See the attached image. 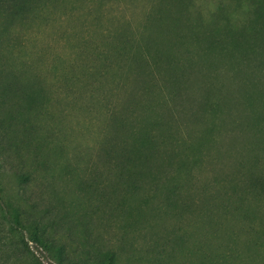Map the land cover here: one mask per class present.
<instances>
[{
    "label": "rangeland",
    "instance_id": "374dc122",
    "mask_svg": "<svg viewBox=\"0 0 264 264\" xmlns=\"http://www.w3.org/2000/svg\"><path fill=\"white\" fill-rule=\"evenodd\" d=\"M42 1L23 23L16 19L2 34V41L11 51L8 55L0 52V81L9 77L8 83L27 86L24 89L20 85L19 91L34 93L35 107L22 125L33 129L35 140L30 152L23 154L24 166L11 154L0 152V237L6 233L8 241L19 239L20 245L17 250L7 248L0 238V264H60L14 223L12 207L29 211L31 219L50 224L46 227L48 234L66 244L64 261L71 264H93L108 251L116 253L115 264H156L159 252L164 254L163 264H189L186 251L192 248L199 232L203 234V229L196 234L193 221L199 211L208 209V194L220 186L236 185L248 191L250 181L260 176L259 167L264 171L261 160L260 166L252 163L264 157L260 151L238 152L250 137L243 133L239 115L242 109L238 104V82L230 80V69L218 75L215 86L225 105L224 112L217 116L199 105L205 99L201 89H183L176 104L171 101L166 105L170 106L169 114H165L167 120L177 128V136L184 139L181 144L193 148L181 151L179 158L186 163L180 170L164 163L159 174L154 172L156 184L151 178L139 177L138 186H77L92 168L109 181L115 178L111 175L115 169L106 170L104 157H99L100 143L110 133L105 122L111 109L129 106L137 110L134 105L142 112V105L155 95L153 88L148 92V83L156 79L163 85L164 74L159 77L152 66L147 65L148 69L139 73L136 67L140 65L131 56L134 46L154 38L149 50L158 55L174 50L178 63L185 61L186 52L182 45L177 46L179 43L169 49L171 40L175 41L170 34L161 36L156 29L151 30L148 18L160 0ZM182 3L187 6L180 7L179 14L186 25L203 23V27L211 28L218 22L211 15L218 9L219 0ZM234 5L228 1L224 9L233 13L240 24L246 6ZM180 28L184 26L180 24ZM127 39L132 46L128 47L130 52L117 51ZM201 66L196 61V70L204 71ZM191 75L194 79L195 74ZM19 96L17 93L12 100H21ZM133 100L137 101L132 105ZM206 125L215 131L194 149L198 133ZM168 149L166 145L164 156ZM36 150L42 155L37 164L32 161ZM22 167L31 172V177L17 179ZM168 185L176 186L178 193L167 201L164 188ZM224 202L227 212H215L209 219L220 223L224 232L214 233L212 226L205 225L210 248L228 235L229 227L239 229L245 221L264 219V200L252 192L228 200L216 198L214 206ZM236 207L247 219H242V213L236 214ZM245 232L241 238L247 236Z\"/></svg>",
    "mask_w": 264,
    "mask_h": 264
},
{
    "label": "trees",
    "instance_id": "16d2710c",
    "mask_svg": "<svg viewBox=\"0 0 264 264\" xmlns=\"http://www.w3.org/2000/svg\"><path fill=\"white\" fill-rule=\"evenodd\" d=\"M228 1L234 2L238 8L246 6L242 23L237 24L233 13L224 9ZM43 2L42 0H0L2 28L0 52L8 55L11 51L2 41V34H6L16 19H20V22L23 23ZM182 2L183 0H160L159 5L157 4L158 6L152 8L148 22L152 24L151 30L156 29L161 36L170 34L174 37L175 41L171 40L172 44L169 49L172 45L174 48L177 43H179L177 46L182 45L184 47L185 61L178 63L179 60L173 55L174 50H169L162 55L152 53L148 47L151 43L154 44V38L146 42L145 45L137 43L134 46L133 49H136L131 51V56L134 57L135 63L138 62L140 65L138 67H136L137 64L134 65L140 70L139 73L141 70L148 69L147 65H150L157 70L159 77L164 74L162 77L163 85L160 86L156 79L148 83V92L153 88L155 95H152V98L145 105H142V112L133 105L137 100L132 102L133 107L137 110H133L129 106L111 109L105 122L106 131L110 130L111 138H109L108 133L103 137L100 143L99 157L101 158V155L104 157L106 164L103 163L106 170L115 169L114 174H111L115 178L109 181L103 178L101 172L92 168L86 177L79 180L77 186H138L136 178L139 177L151 178L156 184L154 172L159 174L163 170L162 165L164 163L176 167L177 171L180 170L186 163V161L181 162L184 160L183 158H179L181 151L185 152L193 150V148H189L186 146L187 144H181L184 139L181 140L179 135L177 136V128L174 129V124L167 120L165 114H169L170 106L166 105H170L171 101L176 104L183 93V89L189 91L201 89L204 91L205 99H201L199 105L203 108L205 106L206 109H204L208 113L210 111L213 116L222 114L225 103L218 97L217 92L220 90L216 88L215 82H218V75L221 71L225 72L227 69L231 70L230 80H236L239 84L241 93L238 94V104L242 109L239 115H241L244 124L243 133L250 135L249 143L238 152L240 154L241 152L254 154V151L258 150L264 154V0H219L218 9L211 15L218 22L211 28L203 27V23L193 26L186 25L179 14L180 7L185 8L187 6L183 5ZM219 15L221 16L217 18ZM179 23L184 28H180ZM184 31H189V33ZM129 41L127 39L124 44H120L117 51L126 50V53L130 52L132 46ZM196 61L202 65L201 68L204 71L196 70ZM191 73L195 74L193 75L194 79ZM8 78L6 81H0V152L5 153L4 155L11 154L24 166L23 154L30 152L31 147H34L32 143L35 137H32L33 129L26 124L22 125V123L26 121L25 117L35 107L34 93L26 94L19 91L20 85L24 89L27 86L24 83H8ZM17 93H20L19 98L21 100L15 102L12 100V96H16ZM213 97H216L217 100L214 99L213 101ZM144 112L146 114H143ZM228 114H230L229 111ZM213 131H215L213 126L206 125L203 131L198 133V144L194 146V149L200 147L199 145L205 141L206 137H211ZM189 133L193 135L192 131ZM166 145H169V149L164 156ZM34 152L32 161L37 164L42 155L39 150ZM114 160L115 163H113ZM259 160L264 163V157L256 158L252 162L253 165L256 167L262 165L263 163ZM259 170L260 176L252 179L246 188L250 194L251 192L254 194V197H260L264 200V171H262V166L259 167ZM17 172L21 173L19 176L15 174L19 180H22L25 175L31 177V172L23 170V167ZM164 191L167 201L169 196L170 198L175 197L178 193L176 186L168 185ZM248 191L236 185L230 188L220 186L215 190V193L208 194L206 201L208 209L199 211L193 221L192 227L196 234L201 229H203V234L199 232L197 239L191 246L192 248L186 251L189 264H245L248 261L249 264H264V260L261 259L264 255L263 218L259 222L245 221L244 227L239 229L229 227L227 229L228 235L222 237L223 240L213 245L212 248L209 247L212 243L205 229V225H210L209 227H213L214 233L224 232L220 223L212 221L214 222L212 224L209 220L210 215H214L215 212H227L226 202L218 207L214 206L216 198L228 200L235 195L243 197L244 193ZM240 192L243 195L239 194ZM8 205L12 206L11 204ZM12 211L14 223L28 233L31 241L39 244L60 264H71L64 261L66 244L60 243L59 240L56 241L48 234L46 227H49L50 224L40 219H31V212L29 211L18 210L15 207H12ZM235 212L236 214L242 213L244 215L242 219H247L246 214L239 207H236ZM25 218L28 221H24ZM206 219L209 221H205ZM17 231L18 229H16V233ZM243 232L247 233V236L241 238ZM11 234L14 232L12 231ZM7 236L6 233L1 234L0 238L3 245L17 250L20 247L19 239L8 241ZM15 236L16 238L19 237L16 234ZM22 241L23 238H20V242ZM178 241L182 243L181 239ZM99 257L93 264H115L116 262L114 251H108ZM91 258H93L92 255ZM163 258L164 254L156 253L155 263L163 264Z\"/></svg>",
    "mask_w": 264,
    "mask_h": 264
}]
</instances>
